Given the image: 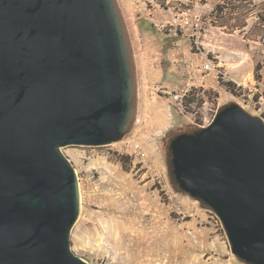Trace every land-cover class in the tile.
Returning a JSON list of instances; mask_svg holds the SVG:
<instances>
[{"label": "water", "instance_id": "obj_1", "mask_svg": "<svg viewBox=\"0 0 264 264\" xmlns=\"http://www.w3.org/2000/svg\"><path fill=\"white\" fill-rule=\"evenodd\" d=\"M139 102L119 0H0V264H91L72 249L81 195L63 149L121 141ZM169 151L232 253L264 264V120L229 104Z\"/></svg>", "mask_w": 264, "mask_h": 264}, {"label": "rangeland", "instance_id": "obj_2", "mask_svg": "<svg viewBox=\"0 0 264 264\" xmlns=\"http://www.w3.org/2000/svg\"><path fill=\"white\" fill-rule=\"evenodd\" d=\"M219 1L119 0L138 66L135 127L111 145L63 149L81 195L72 249L91 264H246L217 214L182 191L170 167L171 140L207 126L221 108L236 103L264 120L258 18L244 30L219 26ZM205 54L218 71L203 68Z\"/></svg>", "mask_w": 264, "mask_h": 264}, {"label": "trees", "instance_id": "obj_3", "mask_svg": "<svg viewBox=\"0 0 264 264\" xmlns=\"http://www.w3.org/2000/svg\"><path fill=\"white\" fill-rule=\"evenodd\" d=\"M254 14L258 18L255 26L258 24V29L264 35V8H260L254 0H220L213 10V16L218 25L229 27L233 31L248 27V20ZM261 69V65L258 64L257 72ZM224 84L229 92L235 94L236 85L233 82L227 81Z\"/></svg>", "mask_w": 264, "mask_h": 264}, {"label": "built area", "instance_id": "obj_4", "mask_svg": "<svg viewBox=\"0 0 264 264\" xmlns=\"http://www.w3.org/2000/svg\"><path fill=\"white\" fill-rule=\"evenodd\" d=\"M204 61H203V68L206 70V71H218V67L217 65L214 63V61L208 56V55H204ZM175 99L177 101H182V96L180 95H175L174 96Z\"/></svg>", "mask_w": 264, "mask_h": 264}, {"label": "bare ground", "instance_id": "obj_5", "mask_svg": "<svg viewBox=\"0 0 264 264\" xmlns=\"http://www.w3.org/2000/svg\"><path fill=\"white\" fill-rule=\"evenodd\" d=\"M100 245H101V244L99 243V247H100Z\"/></svg>", "mask_w": 264, "mask_h": 264}]
</instances>
